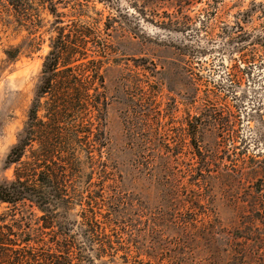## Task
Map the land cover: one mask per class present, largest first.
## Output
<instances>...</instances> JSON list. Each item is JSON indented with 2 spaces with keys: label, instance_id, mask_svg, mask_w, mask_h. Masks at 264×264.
<instances>
[{
  "label": "rangeland",
  "instance_id": "1",
  "mask_svg": "<svg viewBox=\"0 0 264 264\" xmlns=\"http://www.w3.org/2000/svg\"><path fill=\"white\" fill-rule=\"evenodd\" d=\"M29 4L33 20L20 25L0 0V180L14 179L15 168L5 162L28 120L56 35L49 33L53 5L64 25L90 36L89 60L100 62L101 99L108 102L99 118L109 151L102 148L100 157L92 142L89 160L79 152L72 179L68 220L75 244H88L79 222L80 204L90 196L99 199L93 206L102 215L110 206L132 210L130 219L122 215L115 223L112 239L122 248L102 263L86 252L92 264H126L125 252L137 256L132 264H228L231 236L244 224L253 227L243 232L251 241L241 240L236 251L250 260L230 264H264V227L252 215L264 217V0ZM20 46L16 62H9L6 51ZM195 170L211 176L203 189ZM19 210L35 221L34 210ZM6 211L0 205V215ZM211 226L222 237L208 248Z\"/></svg>",
  "mask_w": 264,
  "mask_h": 264
},
{
  "label": "trees",
  "instance_id": "2",
  "mask_svg": "<svg viewBox=\"0 0 264 264\" xmlns=\"http://www.w3.org/2000/svg\"><path fill=\"white\" fill-rule=\"evenodd\" d=\"M6 1L18 24L32 22L28 9L32 0ZM47 9L55 18L49 33L56 35L51 38L50 52L43 63L28 120L6 158V169L15 168L14 179L0 180V205L8 209L0 215V264H92L94 259L86 254L88 251H94L95 259L102 263L103 258L114 256L110 252L115 251L116 255L122 248L120 245L115 247L117 242L112 239L116 237L114 227L122 215L131 218V207L126 204V209L118 207L112 211L110 206V210L102 215L93 206L98 205V198L81 197L85 202L80 204L79 228L88 243L82 248L74 242L68 218L73 209L71 200L75 190L72 179L79 164V152L87 153L89 160L88 147L92 142L101 148L100 157L102 148L109 151V141L102 132V118H99L108 107L100 93L106 88L105 77L100 74V62L89 60L88 33L64 25V16L55 6ZM34 27L38 29L36 25ZM21 48L7 50V60L16 62ZM93 129L97 132L94 133ZM92 137L93 141L90 140ZM198 175L200 178L195 179L196 185L203 189L211 176L203 170H195L192 177ZM256 193L254 197L263 203L262 196L258 191ZM25 206L36 213L31 214L36 216L34 222L19 210ZM255 213L258 215L256 221L264 227V217L260 212H252V215ZM249 226L244 224L232 234L233 245L226 256V263L238 261V258L241 263L250 260L249 255H240L236 251L241 240L244 244L250 243L251 240L243 236L244 231H252L253 227ZM205 233L208 248L212 247L214 240L222 237V231L215 226ZM129 239L136 241L138 237L131 232ZM146 255L152 257L148 252ZM122 258L126 264H132L137 256L132 260L129 252H125Z\"/></svg>",
  "mask_w": 264,
  "mask_h": 264
}]
</instances>
